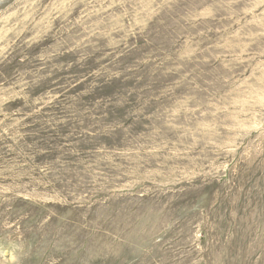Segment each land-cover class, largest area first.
<instances>
[{"label": "rangeland", "instance_id": "374dc122", "mask_svg": "<svg viewBox=\"0 0 264 264\" xmlns=\"http://www.w3.org/2000/svg\"><path fill=\"white\" fill-rule=\"evenodd\" d=\"M0 264H264V0H0Z\"/></svg>", "mask_w": 264, "mask_h": 264}, {"label": "bare ground", "instance_id": "6f19581e", "mask_svg": "<svg viewBox=\"0 0 264 264\" xmlns=\"http://www.w3.org/2000/svg\"><path fill=\"white\" fill-rule=\"evenodd\" d=\"M240 135V134H239ZM240 146V145H239Z\"/></svg>", "mask_w": 264, "mask_h": 264}]
</instances>
